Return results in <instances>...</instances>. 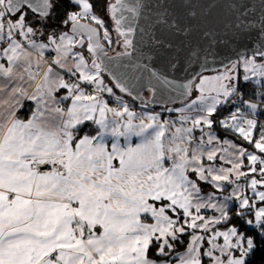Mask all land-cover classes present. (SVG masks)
Segmentation results:
<instances>
[{
	"label": "snow or ice",
	"instance_id": "snow-or-ice-1",
	"mask_svg": "<svg viewBox=\"0 0 264 264\" xmlns=\"http://www.w3.org/2000/svg\"><path fill=\"white\" fill-rule=\"evenodd\" d=\"M64 3L79 11L61 16ZM179 6L184 16L177 13L176 0H104V14L124 49L109 57L101 30L109 46L113 41L90 0H0V45H6L0 59L7 60V67L0 63V264H254L252 257L264 252V123L258 119L264 117V0L256 20L244 0H182ZM197 7L206 11L198 14ZM215 9L227 11L213 16ZM141 19L147 26L138 47L134 39ZM54 21L55 30L48 33ZM69 23L71 35L61 30ZM38 32L47 43H37ZM85 36L90 64L72 51L85 45ZM249 37L258 44L251 55L219 75L201 76L196 99L167 109L198 113L181 115L179 127L158 114L131 111L120 97L117 107H109L100 95H115L101 78L110 61L137 53L133 69L147 73L150 85L169 86L167 76L183 64L218 52L221 45L247 48ZM49 46L56 55L42 65ZM70 56L74 68L67 67ZM34 63L42 74L32 71ZM53 65L78 74V80L66 81ZM241 67L244 81L255 78L258 86L247 98L234 83ZM113 81L121 93L132 94L115 75ZM193 84H184L181 95L191 96ZM85 85L94 94H86ZM60 89L67 95L57 100L53 94ZM25 99L36 105L26 122L16 117ZM61 101L70 106L65 110ZM228 104L234 110L220 118L218 109ZM214 125L255 151L228 140L209 147L220 144ZM106 137L112 139L110 150ZM132 137L139 142L133 144ZM218 152L230 168L205 166L204 158L213 162ZM245 159L247 172L241 170ZM242 178L246 184L239 183ZM201 182L221 194L225 184L233 187L219 199L202 195ZM202 209L214 210L213 215H201ZM148 217L154 223L146 222ZM186 233L185 250L176 252Z\"/></svg>",
	"mask_w": 264,
	"mask_h": 264
},
{
	"label": "water",
	"instance_id": "water-1",
	"mask_svg": "<svg viewBox=\"0 0 264 264\" xmlns=\"http://www.w3.org/2000/svg\"><path fill=\"white\" fill-rule=\"evenodd\" d=\"M181 2L182 0H176V10L179 15L184 16L186 10L179 6ZM215 2L216 0H193V3L196 4H212ZM234 2L239 3L241 2V0H234ZM244 2L249 5V11L253 13L250 19H258L259 0H244ZM194 11H196L198 14H201L206 10L197 7L194 9ZM226 11L227 9H215L213 10V16H220ZM81 23L91 24L92 22L88 20H82ZM111 24L114 34L117 35L114 31L115 26L112 21ZM92 26L96 27V25L94 24H92ZM146 26V20L141 19L138 22L137 33L134 39V43H136L138 47L141 39V31ZM68 32L71 34V24L69 25ZM84 39L85 45L83 47L87 45L86 36L84 37ZM101 42L104 44L105 50L108 52L109 57H115L117 53H121L124 51V49L120 45H118V49L116 48L113 53L109 52L107 44L103 41L102 38V30ZM176 43L177 45H179V40H177ZM246 44H248L249 47L238 48V46L234 44L228 47H224L223 45H221L218 52L214 49L213 54H202L198 59H193L192 62L183 64L181 71H173L167 76V79L172 82L169 86H164L156 81H151L150 85L147 73L142 74V70L133 69V65L138 62L137 53H133L131 58L121 57L118 61L113 60L108 62V70L103 72L102 75L109 79L115 91L124 98L130 99L135 104L144 105L152 109H161V107L173 106L190 101L193 97L195 84H197L202 75L209 72L225 70L226 66L238 60L240 57L251 55V50L258 46L257 40L253 37H249V39L246 41ZM83 47H81L80 45L76 46L77 49H82ZM105 59L107 60V58ZM157 71H160L159 65L157 66ZM114 75L118 79H120L122 83L126 84V86L129 88V91L132 93L131 95L120 92L113 81ZM190 81L194 82L192 95L189 97H185L181 95V93L184 91L183 85L189 83ZM150 86L154 88V93L152 91H149Z\"/></svg>",
	"mask_w": 264,
	"mask_h": 264
},
{
	"label": "crops",
	"instance_id": "crops-1",
	"mask_svg": "<svg viewBox=\"0 0 264 264\" xmlns=\"http://www.w3.org/2000/svg\"><path fill=\"white\" fill-rule=\"evenodd\" d=\"M18 39L22 41V39H21L20 37H18ZM22 42H24V41H22ZM24 43H25V42H24ZM3 47H6V45H0V55H2V48H3ZM25 47L27 48L26 43H25ZM48 57H49V56L45 55V58H44V60L42 61V65H45V64L47 63L46 60H48ZM52 59H53V56L51 55V58H50L49 60H52ZM0 63L4 64V65L7 67V60H6V59H0ZM53 68H54V71L59 72V74H60L61 76H63L62 72L60 71V70H61L60 68H58L57 66H53ZM43 70H44L43 68H39V69H38V68L36 67L35 63L33 64V67H32V71H33V72H37V71H39V72H41V74H42V71H43ZM254 85H255V84H254ZM256 86H257V85H256ZM24 87H27V84H25ZM32 91H34V88L29 89V92H30V93H31ZM53 95L56 97L57 100H60V98H61L62 96L67 95V92H66V93H63L62 90L60 89V90H58L57 92H55ZM103 99H104L106 102H108L109 107H117V104H116V103L109 102V101H108L107 99H105V98H103ZM28 101H32V100H27V99H25L24 102H23L24 106L21 107V108H19V110H18L17 113H16V117L19 118V119H21V120H23V121H25V122H26L28 119L31 118L32 112L35 111V108H36L35 102L32 101V102H33V107L31 106V108H30V109L32 110V112H30L29 116L25 117L26 115H24V114H23V115L19 114V112H20L22 109L25 108V105L27 104ZM70 103H71L70 101H61L60 106L63 107V108H65V110H66L67 107L70 106ZM85 103H86V101H85ZM124 104H127V103H124ZM127 105H128V107H129V109H130L131 111L136 112L137 114H143V115H157V114H158V115L160 116V119H161L162 122H163V121H168V120L175 121V122H176V126H178V127L181 126V125H180V116H181V115H189V114H190V113H180V112H175V111L169 112V111H166V110H165V111H162V110H154V109L147 108V107L145 108V107H143V106H135V104H131V103H130V104H127ZM26 107H27L26 109L29 110V105H28V104L26 105ZM31 110H30V111H31ZM136 122L138 123L139 121H136ZM145 122H147V121H145ZM260 122H261V121H260ZM261 123H262V122H261ZM184 126H185V127H191V124L189 123V124H186V125H184ZM93 127H95V126H93ZM204 130H205V131H209L207 128H205ZM171 131H174V129H170L169 133H166V135H170ZM211 131H212V134L215 135V136L217 137V139L220 141V144L217 145V144L214 142L213 145H211V146H209V147H220V146H223V141H224V140H228V141H230L231 143L236 144L238 147H244L245 149H247V147H245L244 145H241V144L237 143L236 141H234V140H232V139H229V138H222V137L219 135L218 131L214 128V126H213V129H212ZM194 136L196 137V141H195V142L198 143V142H199V137L201 136V132L199 131V129H197V130L194 132ZM205 140H207V137H205ZM105 142L107 143V145H108V147H109V150H110L111 142H112L111 137H106V141H105ZM120 142H121L122 145L124 144V139H123V137L120 138ZM132 142H133V144L139 142V138H137V137H132ZM246 151L249 152L248 149H247ZM222 155H224L223 152H218L215 161H213V162H209V161H207V159H206V157H205L203 162H204L205 166H208L209 164H211L212 166H214V167H216V168H220V167L230 168V167H231V164L226 163L225 161H223V160L220 159V157H221ZM114 164L118 166V162H117V161H114ZM244 165H245V167H243L241 170H242V171H245V172L249 171V168H248V166H247V165H248V162H247L246 159L244 160ZM233 179H234V177H233ZM245 181H246V180L242 178L241 181H239V183L244 184ZM246 182H247V181H246ZM201 186H202V193H201L202 195H207L208 193H214L219 199H222V196L229 195V194L231 193V191H232V187H233L232 185H227V184H225V189H226V190L221 194V193L218 192L216 189L212 188L211 185H205L204 182H201ZM194 211H195V210L193 209V212H194ZM213 211H214V210H212V209H202V210H201V215H204L205 217H211V216L213 215ZM169 214H170V215H173V218H175V215H174V214H172V213H169ZM146 222H148V223H154V221H152L150 217H148V219L146 220ZM186 234H187V233H186ZM189 238H190V237H188V240H189ZM205 246H207V245H206V242H205ZM185 248H186V247H185ZM185 248H183L182 250H180V252H183V251L185 250ZM158 264H159V262H158Z\"/></svg>",
	"mask_w": 264,
	"mask_h": 264
},
{
	"label": "rangeland",
	"instance_id": "rangeland-1",
	"mask_svg": "<svg viewBox=\"0 0 264 264\" xmlns=\"http://www.w3.org/2000/svg\"><path fill=\"white\" fill-rule=\"evenodd\" d=\"M104 1V0H103ZM101 17V16H100ZM102 19H103V17H101ZM106 26H107V24H106ZM38 28H39V26H37ZM108 27V26H107ZM55 30V28L54 27H52V30H50V31H48V33H51L52 31H54ZM108 30H109V28H108ZM39 31H43V29H39ZM62 31H66V30H62ZM109 32H110V30H109ZM70 34V33H69ZM71 35V34H70ZM21 39H22V41H23V38L22 37H20ZM34 39H36V41H37V43H47V40L45 39V38H42L40 35H39V32L37 33V36L36 37H33ZM43 40H45V41H43ZM112 41H113V43H112V45L110 46V48L112 49L113 47H114V44L116 45L117 43H115V41L112 39ZM26 43V42H25ZM105 43H107V41H105ZM108 44V43H107ZM109 46V45H108ZM116 47H117V45H116ZM51 46H49V49L48 50H46L45 51V55H47V56H49L48 57V60H46L47 61V63L46 64H50V62H51V60H49L50 58H51V55L53 56V58L55 57V53L54 52H52L51 50ZM110 49V50H111ZM74 53H76V52H78V53H81V54H83L84 56H85V59H86V61H88V63L90 64L91 63V56L89 55V54H87V45L85 46V47H83L82 49H77L76 47L75 48H73V50H72ZM113 53V52H112ZM67 63V67H72V68H74V61H73V59H72V57L70 56L69 57V59H68V61L66 62ZM54 66V65H53ZM58 67V66H57ZM59 68V67H58ZM61 72H62V74H63V77H64V79L66 80V81H68V82H76L77 80H78V74H77V76H70L69 74H67V72H66V69H61L60 70ZM225 70H219V71H215V72H209V73H205L204 75H202V76H208V77H212V76H216V75H219V74H221L222 72H224ZM235 75H236V80L234 81V83L236 84V86L240 89V92L242 93V94H245V98H247V94L248 93H250L253 89H255V88H258V86H256V84H255V78H253L252 80H249V81H244V79H243V77H244V72H243V68L241 67L236 73H235ZM101 78L104 80V84L107 86V87H111L112 89H113V93L115 94L114 96H109L106 92H104V93H101L100 95L102 96V98H105V99H107L109 102H112V103H116V97H120L121 98V101H122V103H127V104H133V102L130 100V99H128V98H124L123 96H120V95H118V93L115 91V89L113 88V86H112V84H111V82L109 81V80H107L106 79V77L104 76V75H102L101 74ZM240 82L242 83V85L240 84ZM199 83V81L197 82V84ZM252 84V85H254V87H247V86H245V85H247V84ZM62 90V92L63 93H66L67 92V89H61ZM83 90L85 91V93L86 94H94L93 93V87L92 86H90V85H85L84 86V88H83ZM199 96V92H197L196 90H194V93H193V97H192V99H196L197 97ZM191 99V100H192ZM191 100L190 101H188V102H185V103H182V104H176V105H173V106H166V107H161V109L160 110H162V111H167V109H180V108H184L188 103H190L191 102ZM138 105V104H137ZM231 105V104H230ZM141 106H143V107H147V106H144V105H141ZM231 106H233V105H231ZM148 108V107H147ZM228 110V109H227ZM231 110H234V107H232L230 110H228L229 112L231 111ZM228 111H225V112H223L222 114L219 112V109H218V113H219V116L221 117V118H223V117H225V116H227L228 114H227V112ZM175 112H177V111H175ZM190 114L189 115H191V116H195V115H198V113H196L195 111H191V112H189ZM221 114V115H220ZM227 114V115H226ZM258 119L262 122V123H264V117H258ZM258 132H259V130H257L256 131V133H255V135H256V138H258ZM248 149V148H247ZM246 149V150H247ZM249 150V152H254L255 150L252 148V149H248ZM256 178L257 179H259L260 177H259V175H256ZM247 182L245 181V183L244 184H246ZM261 190H264V189H261ZM247 194L248 195H252V193H251V190L249 189V190H247ZM261 206H264V205H261ZM178 252H180V251H178ZM173 255H175V253H173Z\"/></svg>",
	"mask_w": 264,
	"mask_h": 264
},
{
	"label": "trees",
	"instance_id": "trees-1",
	"mask_svg": "<svg viewBox=\"0 0 264 264\" xmlns=\"http://www.w3.org/2000/svg\"><path fill=\"white\" fill-rule=\"evenodd\" d=\"M90 2L93 3V5H94V12H95V14H97L98 16L103 17V19L106 21V24H107V26H108V28L110 30L111 39H113L115 41V43H116L117 35H115L114 32H113V30H112V27H111L112 24H111V21H110L109 17L105 16V14H104V1L103 0H90ZM58 11L60 12V15L63 16V13L65 11H69V12H71V11H79V8L78 7L77 8H71V7H68L67 3H64V4H62V7ZM30 15H32V14L30 13ZM55 23L56 22L54 21L53 22V25L48 28V31L52 30V27L55 28ZM69 25H70V23L67 24V25H61V30L68 31ZM43 41H45V40H43ZM116 45L118 47V44H116ZM116 45L114 44V47L111 49L112 52H114L116 50V47H115ZM107 80H109V79H107ZM240 84L242 85L241 82H240ZM250 86L251 87H254V85L248 83L247 84V87H250ZM118 95H120V94H118ZM27 104L29 105V110L26 109L27 108L26 107ZM27 104L25 105V108L22 109L19 112V114H21V115H23V114L26 115L25 117L29 116L30 112H32V110L30 108H31V106L33 107V102L32 101H28ZM133 104H135V103H133ZM135 106H141V105L135 104ZM232 107H234V106H231L230 104L223 105L219 109V112L222 114L223 112L230 110ZM228 113H229V111L227 112V114ZM88 123L90 124V122H88ZM93 126H95V125H91V127L93 129H95V127H93ZM214 128L218 131L219 135L222 138L232 139V140L236 141L237 143H239L241 145H244L248 149H252V147L250 145H248L247 142L243 141L242 138H238V135L237 134H234V133H231V132L225 133L223 129L218 128L216 125H214ZM85 131H87V129H85ZM188 237H189V234H185L184 236L181 237V240H183L184 243L181 244V243L177 242L176 252H178V251H180V250H182L183 248L186 247L187 242H188ZM262 257H264V252L258 253L255 257H252V259L254 261V264H264V261H262Z\"/></svg>",
	"mask_w": 264,
	"mask_h": 264
},
{
	"label": "flooded vegetation",
	"instance_id": "flooded-vegetation-1",
	"mask_svg": "<svg viewBox=\"0 0 264 264\" xmlns=\"http://www.w3.org/2000/svg\"><path fill=\"white\" fill-rule=\"evenodd\" d=\"M88 21H90V20H88ZM91 22V21H90ZM102 33H103V30H102ZM104 41V40H103ZM105 42V41H104ZM107 44V43H106ZM107 47H108V51L109 52H112V50H110L111 48H110V46H108V44H107ZM116 47V46H115ZM117 48V47H116Z\"/></svg>",
	"mask_w": 264,
	"mask_h": 264
},
{
	"label": "built area",
	"instance_id": "built-area-1",
	"mask_svg": "<svg viewBox=\"0 0 264 264\" xmlns=\"http://www.w3.org/2000/svg\"><path fill=\"white\" fill-rule=\"evenodd\" d=\"M151 109H152V108H151ZM154 110H158V109H154ZM43 170H44V171H47V170H49V169H48V168H44Z\"/></svg>",
	"mask_w": 264,
	"mask_h": 264
},
{
	"label": "clouds",
	"instance_id": "clouds-1",
	"mask_svg": "<svg viewBox=\"0 0 264 264\" xmlns=\"http://www.w3.org/2000/svg\"><path fill=\"white\" fill-rule=\"evenodd\" d=\"M149 108V107H148ZM158 110H160V109H158Z\"/></svg>",
	"mask_w": 264,
	"mask_h": 264
}]
</instances>
